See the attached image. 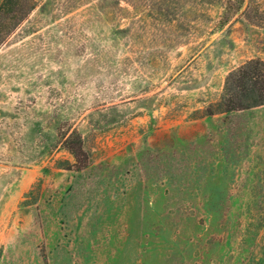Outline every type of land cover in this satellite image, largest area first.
<instances>
[{
	"label": "rangeland",
	"instance_id": "rangeland-1",
	"mask_svg": "<svg viewBox=\"0 0 264 264\" xmlns=\"http://www.w3.org/2000/svg\"><path fill=\"white\" fill-rule=\"evenodd\" d=\"M255 59L264 0H0V264H264Z\"/></svg>",
	"mask_w": 264,
	"mask_h": 264
},
{
	"label": "trees",
	"instance_id": "trees-1",
	"mask_svg": "<svg viewBox=\"0 0 264 264\" xmlns=\"http://www.w3.org/2000/svg\"><path fill=\"white\" fill-rule=\"evenodd\" d=\"M223 91V106L226 112L264 106V62L259 59L250 60L231 71L225 78ZM74 134L76 136H73V144H70L68 139L65 144L70 145L68 149L76 161V166L71 169L80 171L86 167L88 161L81 146V137L77 132Z\"/></svg>",
	"mask_w": 264,
	"mask_h": 264
}]
</instances>
